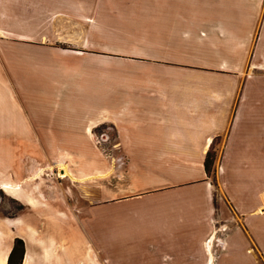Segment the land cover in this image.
Masks as SVG:
<instances>
[{
  "label": "crops",
  "instance_id": "1",
  "mask_svg": "<svg viewBox=\"0 0 264 264\" xmlns=\"http://www.w3.org/2000/svg\"><path fill=\"white\" fill-rule=\"evenodd\" d=\"M231 3L233 8L240 11L251 10L253 5L255 9L264 6V0H228V8ZM215 5L208 0H182V10H207L191 14L190 17L187 13L177 17V25L186 29L185 33L171 36L177 39L175 41L158 39L156 36L150 51L100 54L87 50L89 45L83 47L82 44L78 51L52 50L54 56L58 54L70 61L63 65L54 62L56 65L53 67L61 71L53 72L58 84L51 82V92H46L49 96L45 95L41 100L31 99L21 105L25 114L19 115L21 118L16 121L19 122L18 127L14 128L22 137L38 139L43 152L67 154L71 162L76 159L70 158V155H80L82 171L76 174V163L71 171L75 181L77 177H83L84 182L87 178H101L113 168L108 161L103 167L92 157L100 154L95 131H104L101 136L103 154L111 152L123 155L127 168L122 181L115 182L118 186L110 190L103 185L94 197H117L112 198L111 202L127 208L124 214L114 216L120 215V222L109 233L118 235V228L130 233L135 250L146 251L144 256L152 264H264V190H261L263 197L259 199L250 201L244 197L243 203H250L247 206L249 210L241 211L239 217L231 197L223 191L224 187H228L226 169L229 166L226 165L230 163L229 155L234 149V130L238 117L244 118L239 113L242 103L239 97L245 77L244 60L247 62L252 46V55L258 45L261 48V41L258 37L254 43L249 34L248 43L237 42L236 48L243 50L242 58L229 63L223 51L230 48L235 37L231 36V32L226 33L229 27L216 14L215 17L211 16L214 12L209 11L219 12L223 8ZM197 20H200L198 26H202L199 29L206 30L209 37L218 36L216 38L220 42L199 37V29L197 34L192 35L194 28L187 29V24L196 26ZM189 44L197 51L192 53L193 56L186 54L185 49ZM234 47L235 44L231 48ZM47 54L42 50L35 64L30 60L29 64H34L30 67L32 69L23 60L24 57L28 59L24 54L5 52L0 57L3 58L4 70H9L6 74L11 77L14 63L25 64L24 70L13 76L21 83H28V73L32 78L36 73L38 81L47 78L46 74L41 75V69L48 71L47 63L39 62ZM11 57L20 60L10 61ZM109 57L111 64L104 65ZM251 67H248L246 77H252L255 73ZM28 89L21 92L23 98ZM43 93L44 90H37L36 94ZM40 110L45 114V120L36 116ZM218 149L221 155L217 164L216 185L213 177L207 176L204 170V160L207 153H216ZM5 193L9 194L6 190ZM84 197L93 195L88 192ZM88 202L90 205L85 213L88 215L90 211L89 216L95 217L98 203L93 205L90 198ZM105 204H101L103 208ZM50 215L62 218L63 223L69 222L59 208L57 212L52 210ZM107 216L113 215L107 213ZM36 217V223L46 228L45 220L48 219L42 215ZM246 217H250V220L243 226L240 224L241 218ZM210 219L225 222L230 229L232 219L240 225L239 230L231 229L224 236L227 254L220 262L217 261L220 255L215 259L210 257L208 261L202 252V243L207 234L213 231L220 233L218 225H209ZM10 232L11 241L2 243L0 264H7L6 259L15 238ZM29 233H32L31 229ZM252 235L256 238H252ZM118 237L120 244H123L122 236ZM43 250L26 248L22 264H35L38 261L34 258L35 254ZM43 253L41 257L48 258L47 253ZM64 259L67 264L66 255ZM87 260L91 264V256ZM48 262L46 260L42 264H64L63 258L62 262Z\"/></svg>",
  "mask_w": 264,
  "mask_h": 264
},
{
  "label": "rangeland",
  "instance_id": "2",
  "mask_svg": "<svg viewBox=\"0 0 264 264\" xmlns=\"http://www.w3.org/2000/svg\"><path fill=\"white\" fill-rule=\"evenodd\" d=\"M181 1L0 0V55H4L5 52L15 55L24 54L28 56V59L24 57L23 60L27 61V67L30 68L35 64L37 56L42 50L49 53L39 61L47 63L48 71L41 69V75L46 74L47 78L38 81L36 73L33 78L28 73V83L25 81L21 83L13 76L24 70L25 64L14 63L11 68V77L10 74H6L9 73V70H4L3 58L0 57V189L5 196L8 195L17 199L18 202L20 201V204H24L23 210L17 214L19 217L16 219L0 217L2 218L0 219V252L2 243L11 241L10 231H12L13 237L23 239H14L12 245L20 240L24 246V256L26 248L28 250L31 248L32 250L33 248L44 249L41 253L35 254L34 258L38 260L35 264H42L46 260L47 263H49L48 261L51 263L53 261L62 262V258V263H64L65 255L68 257L67 264H88V256H91L93 261L91 264H142L148 261L144 256L146 251L135 250L130 233L123 232L122 228H118V235L109 233L120 222L121 216L118 215L115 218L114 216L117 213L124 214L123 212L127 208L116 205V202H111L112 198L117 197L104 199L103 197H94L103 185L110 190L118 186L115 182L122 181V175L127 168V161L123 155L111 152L103 154L101 136L104 131H100L101 129L95 131V142L99 146L100 154L92 155V157L96 163H101L103 167H105V161H108L113 168L101 178H91V180L87 178L84 182L83 177H77L75 181L71 171L74 168V163H76V174L82 171L79 166L80 155H70V158L76 159L75 162H71L67 159V154L43 152L40 148L41 143H37L38 139L22 137L16 133L17 129L14 128L18 127L19 122L16 123V121L21 118L19 115L25 114L21 105H25V102L31 99L41 100V97H45L48 95L47 93L51 92V82L53 85L58 84L56 74L53 72L61 73V71H58L57 67L56 69L53 67L56 65L55 63L63 65L70 61L58 54L54 56L52 50L78 51L82 44L83 47L89 45L87 50L100 54L150 51L156 36L158 39L175 41L177 39L171 36L185 33L186 29L177 25L175 20L177 17H181L182 14L185 16V13L190 17L191 14L195 15L197 12L203 13L207 10L196 11L192 8L182 10ZM208 1L214 2L215 6L223 7L219 12L209 11L210 9L208 11L214 12L211 16L215 17L216 14V17L231 30L225 32H231V36L235 37V40L230 43V48L223 51L225 59L229 63L233 64L242 58L243 50L236 48L238 47L237 42L248 43L249 34H251L254 43L258 37L261 41V48L258 45L252 55L254 48L252 46L247 62L244 60V87L239 97L242 102L239 106V113L244 118L238 117L237 120L234 130V149L229 155L230 163L226 165V167L229 166L226 169L228 187L223 188V191L231 197V202L237 207V216L239 217L238 214L241 211L249 210L247 206L250 203H243L244 197H248L250 201L259 199V197H263L261 190H264V6L255 9L253 5L251 10L240 11L233 8L232 3L228 8V0ZM154 6L156 9L153 10ZM210 21L215 22L216 20L210 19ZM197 22L196 26L191 23L187 24V29L194 28L193 33L189 31L192 35H195V32L197 34V30L202 27L198 26L200 20ZM202 34L204 35L202 36ZM198 35L219 41L216 38L218 36L209 37L204 29H199ZM234 44L235 47L231 48ZM185 50L189 56H193L192 53L197 52L190 44ZM35 53L37 54L35 55ZM110 57L107 58L106 63H103L104 65L111 64L108 61L111 59ZM54 59L55 61H52ZM9 60L20 59L11 57ZM30 60H33L31 62L34 63L33 65L29 64ZM250 66H253V68L251 67L252 72L255 71V73L252 77L251 75L246 77L245 73ZM59 67L61 66L59 65ZM35 70L36 68L33 69V73ZM18 78L24 79L25 77L18 76ZM27 88L30 89L26 91L25 95L29 96V99L26 96L23 98L21 94ZM37 90H44V93L36 94ZM36 116L40 120L46 119L41 110ZM220 155L218 149L213 174L216 185L217 164ZM49 187L54 188L51 192L53 195L57 194V197L40 195L50 193ZM5 190L9 194L5 193ZM88 192L93 197H84V194ZM89 198L93 205L98 203L95 217L89 216L90 211L88 215L85 213L90 205ZM1 200L0 211L12 210L9 208L8 197ZM101 204H105L104 208ZM57 208L61 214H64V217L69 218L68 223H63L60 220L62 218L58 219L54 215H50L52 210L57 212ZM129 210L132 209L129 208ZM107 213H111L113 216H107ZM36 215H42L48 219L45 220L46 228H43L39 222L36 223L35 220L38 218ZM0 216L2 215L0 214ZM49 220L54 222H48ZM247 220H250V217L241 218L240 224L246 225ZM209 225L213 227L218 225L220 233L216 234L213 231L211 234H207L202 243V252L208 261L210 257L215 259L220 255V260L217 258V261L220 262L227 254L224 236L231 229L239 230L240 225L234 219L230 224L231 229L225 222H214L212 219L209 220ZM30 229L32 233H29ZM118 236H122L123 244H120L121 240L118 239ZM252 238H256L255 235H252ZM245 243L246 245L248 243L246 239ZM121 246L122 248H120ZM76 251L77 253L74 255ZM43 252L47 253L48 258L41 257ZM147 264H152V262L148 261Z\"/></svg>",
  "mask_w": 264,
  "mask_h": 264
},
{
  "label": "trees",
  "instance_id": "3",
  "mask_svg": "<svg viewBox=\"0 0 264 264\" xmlns=\"http://www.w3.org/2000/svg\"><path fill=\"white\" fill-rule=\"evenodd\" d=\"M215 159H216V153H207L205 156L204 170L207 176L209 177H213V174L215 172L214 170ZM13 246L14 248L9 255L7 264H22L24 246L22 245L20 240H17Z\"/></svg>",
  "mask_w": 264,
  "mask_h": 264
},
{
  "label": "flooded vegetation",
  "instance_id": "4",
  "mask_svg": "<svg viewBox=\"0 0 264 264\" xmlns=\"http://www.w3.org/2000/svg\"><path fill=\"white\" fill-rule=\"evenodd\" d=\"M59 178V177H58ZM50 188V189H49ZM48 188V191L50 192V193H43V194H40L41 196H47V197H57V194L56 195H53V193L51 192L54 188L53 187H49ZM2 190L0 189V204L2 203V200L1 199H4L5 197H8V204H9V208L10 209H12V210H5L6 212H4V211H0V214L2 215V216H0V217H2V218H9V219H13V218H16V217H19L17 214L18 213H20L23 209H22V207H24V204H20L19 202H18V200L17 199H14V198H12V197H10V196H8V195H4V194H2ZM69 197V196H68ZM72 197V196H71ZM20 208H18V207ZM1 218V219H2ZM12 221H14V220H12ZM14 239H20L21 240V238H18V237H15ZM13 248H14V246L12 245L11 246V249H10V251H9V253H8V256H7V261H8V258H9V255H10V253H11V251L13 250ZM23 256H24V249H23ZM14 259V258H13ZM24 259V258H23Z\"/></svg>",
  "mask_w": 264,
  "mask_h": 264
},
{
  "label": "bare ground",
  "instance_id": "5",
  "mask_svg": "<svg viewBox=\"0 0 264 264\" xmlns=\"http://www.w3.org/2000/svg\"><path fill=\"white\" fill-rule=\"evenodd\" d=\"M24 264H27V262H25Z\"/></svg>",
  "mask_w": 264,
  "mask_h": 264
},
{
  "label": "water",
  "instance_id": "6",
  "mask_svg": "<svg viewBox=\"0 0 264 264\" xmlns=\"http://www.w3.org/2000/svg\"><path fill=\"white\" fill-rule=\"evenodd\" d=\"M22 263H23V261H22Z\"/></svg>",
  "mask_w": 264,
  "mask_h": 264
}]
</instances>
